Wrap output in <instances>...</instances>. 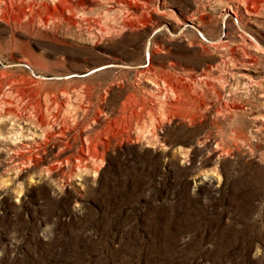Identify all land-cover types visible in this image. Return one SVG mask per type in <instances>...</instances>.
Segmentation results:
<instances>
[{
    "label": "rangeland",
    "instance_id": "rangeland-1",
    "mask_svg": "<svg viewBox=\"0 0 264 264\" xmlns=\"http://www.w3.org/2000/svg\"><path fill=\"white\" fill-rule=\"evenodd\" d=\"M0 0V264H264V0Z\"/></svg>",
    "mask_w": 264,
    "mask_h": 264
},
{
    "label": "bare ground",
    "instance_id": "bare-ground-1",
    "mask_svg": "<svg viewBox=\"0 0 264 264\" xmlns=\"http://www.w3.org/2000/svg\"><path fill=\"white\" fill-rule=\"evenodd\" d=\"M247 1H249L254 7H257L259 6L258 1L261 4L263 0H247Z\"/></svg>",
    "mask_w": 264,
    "mask_h": 264
}]
</instances>
